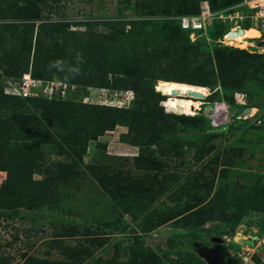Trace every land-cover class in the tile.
Masks as SVG:
<instances>
[{
  "label": "trees",
  "instance_id": "16d2710c",
  "mask_svg": "<svg viewBox=\"0 0 264 264\" xmlns=\"http://www.w3.org/2000/svg\"><path fill=\"white\" fill-rule=\"evenodd\" d=\"M49 1L59 0H0V70L3 76L20 77L29 72L36 79L65 81L85 88L130 90L134 94L130 103L121 107L68 101L67 97L23 98L4 94L0 81V170L5 172L0 184V210L55 204L59 200V187L72 183L81 174L80 165L88 141L96 140L117 125H125L127 132L121 136L139 148L133 165L143 176L133 178L122 171L110 173L93 165L88 169L121 206L123 213L137 219L145 207L142 203L149 202L155 195L157 187L154 186L158 185L157 172L163 168V157L180 154L176 133L200 131L208 123L202 115L164 111L161 102L166 95L157 87L154 89L155 83L158 80L178 81L211 90L218 86L224 97L222 94L217 99L227 98L231 102L233 92L248 91L253 95L250 82L259 81L264 87V53L208 44L203 40L190 42L187 32L181 30L171 16L197 13L201 0H134L140 15L162 18L132 20L128 30L122 27L119 33L103 35L94 32L90 24L83 31L74 30L70 28L72 25L84 24L53 21L48 15L43 16V7ZM207 1L211 9L216 10L241 0ZM244 26L251 25L245 23ZM223 32L224 27L216 22L209 29L213 39ZM209 45L211 50L202 48ZM77 53L82 54V62L77 61ZM54 61H62L64 66L57 69L52 65ZM214 92L219 91L215 89ZM214 92L208 96L209 100L215 99ZM26 102L38 113L25 110ZM5 110L6 113H1ZM235 116L234 113L233 119ZM43 145L66 160L52 161L44 167L43 177L35 179L33 172L41 167ZM208 148L198 149L197 158H202ZM226 162V165L231 164V161ZM151 171L156 172L150 175ZM218 196L220 193H215L208 203L194 210L187 203L152 211L139 223V229L142 232L153 230L180 215L191 224L210 219L218 213L212 209L220 201ZM241 199L242 203L246 202L241 205L246 210L264 213V191ZM243 218L244 215L240 219ZM75 235L84 237L85 242L78 241L70 248V261L48 262L28 257L22 264H81L84 257L107 240V237L89 233L86 227L78 229L75 226L65 228L59 236ZM126 262L159 264L153 251L138 241L130 245Z\"/></svg>",
  "mask_w": 264,
  "mask_h": 264
},
{
  "label": "rangeland",
  "instance_id": "374dc122",
  "mask_svg": "<svg viewBox=\"0 0 264 264\" xmlns=\"http://www.w3.org/2000/svg\"><path fill=\"white\" fill-rule=\"evenodd\" d=\"M42 15H48L53 21L84 24L72 25L70 28L74 30L83 31L90 24L92 30L100 35L119 33L122 27L126 31L132 20L162 18L159 15H140L134 0L49 1L44 5ZM253 26L240 27L244 34L250 36L249 45L232 46L256 53L250 45L262 43L259 36L262 30ZM247 30H251V34ZM202 48L206 51L212 49L210 45ZM3 77L0 70V81ZM249 86L253 89L252 96L248 91L233 92L231 102L227 98L217 99L224 93L218 86L215 88L218 93L206 87L207 95L192 97L201 106L191 115H202L208 123L200 131L176 133L180 154L163 157V168L157 172L158 185L154 186L157 187L155 195L149 202L142 203L145 207L137 219L123 213L121 206L88 169L93 165L110 173L122 171L133 178L143 176L142 171L133 165L139 148L121 136L127 132V127L117 125L96 140H89L80 165L81 174L72 183L59 187V200L55 204L0 210V264H22L28 257L48 262L70 261V248L78 241L85 242L79 235L59 236L70 226L86 227L93 235L107 237L102 246L81 260V264H128L129 248L134 241L153 251L159 264H254L250 261L253 253L264 259V213L241 206L246 203L244 200L242 203L241 198L264 191V87L259 81L250 82ZM156 87L154 85V89ZM94 88L80 84L76 92L65 100L105 104L99 97L101 93ZM126 91L131 92L130 98H133L134 93ZM213 92L215 99L209 100L208 96ZM227 94L230 96L231 92ZM85 96H88L87 101ZM106 102L115 105L114 100ZM23 107L38 113L27 102ZM251 107L255 112L247 110ZM1 113H6V110ZM234 113L236 116L231 120ZM211 134L214 136L205 137ZM207 147L209 151L198 159L197 150ZM42 151L41 167L33 172L35 179L43 177L44 167L52 161L66 160L46 145L42 146ZM226 161H231V164L226 165ZM154 172L151 171L150 175ZM4 178L5 172L0 170V184ZM215 193H220V201L212 209L218 213L210 219L191 224L180 215L153 230L142 232L139 229V223L152 211L187 203L194 210L208 203ZM232 198L233 201L230 200ZM241 213L244 215L242 220V216L238 218ZM237 233L244 239L236 242L234 237ZM226 255L227 262L221 258Z\"/></svg>",
  "mask_w": 264,
  "mask_h": 264
},
{
  "label": "built area",
  "instance_id": "2783aa9c",
  "mask_svg": "<svg viewBox=\"0 0 264 264\" xmlns=\"http://www.w3.org/2000/svg\"><path fill=\"white\" fill-rule=\"evenodd\" d=\"M173 18L177 20L181 30L187 32L190 42L203 40L208 44L231 45L226 40L227 33L232 29L238 31L245 23L254 25L253 27L261 29L264 33V0H241L216 10L211 9L207 0H201L197 13L179 15ZM215 22L224 27V32L218 38L213 39L209 35V29ZM259 36L261 37V35ZM250 39L247 38L248 43ZM262 40V43L257 44L255 42L250 45L254 48V52H264V39L262 38ZM77 88V84L65 81L36 79L29 72L20 77L4 76L2 79L4 94L23 98L44 97L47 99H64L76 92ZM89 89L87 88V90ZM94 89H97L101 93L99 97L102 98V101L106 105H109L106 101L114 100L115 105L112 106L121 107L128 105L131 101L129 100L131 92L126 90H114L106 87H95ZM88 96L84 97L86 101ZM126 99L128 100L127 102H125ZM87 102L89 103V101ZM230 119L233 120V114L230 116Z\"/></svg>",
  "mask_w": 264,
  "mask_h": 264
},
{
  "label": "bare ground",
  "instance_id": "6f19581e",
  "mask_svg": "<svg viewBox=\"0 0 264 264\" xmlns=\"http://www.w3.org/2000/svg\"><path fill=\"white\" fill-rule=\"evenodd\" d=\"M239 29L240 31L232 29L230 32L227 33L226 40L228 41L229 44L235 45V46H241V45L248 44V41H247L248 37L245 36L241 28ZM249 31L251 32V30ZM263 49H264V46H263ZM156 85L159 89V92L166 95V99L165 100L163 99L161 104L166 108L167 111L176 113L178 115L179 114L191 115V114H194L196 110L200 109L201 105L198 102V100L195 98H192L191 96V93L193 91H197L201 93L202 95H207L206 87L193 85V84L185 83V82L158 80L156 82ZM250 112H255V108L251 107ZM243 239L240 233H237L234 237V240L236 242L243 240Z\"/></svg>",
  "mask_w": 264,
  "mask_h": 264
},
{
  "label": "water",
  "instance_id": "95a60500",
  "mask_svg": "<svg viewBox=\"0 0 264 264\" xmlns=\"http://www.w3.org/2000/svg\"><path fill=\"white\" fill-rule=\"evenodd\" d=\"M240 31V29H239ZM261 37L264 39V33L261 35ZM192 97H199L202 98L204 95H202L201 93L197 92V91H193L191 93ZM250 108H247V110H249ZM256 254H252V256L250 257V260L254 263V264H262L261 260L259 258L253 259V256Z\"/></svg>",
  "mask_w": 264,
  "mask_h": 264
},
{
  "label": "clouds",
  "instance_id": "9594fccd",
  "mask_svg": "<svg viewBox=\"0 0 264 264\" xmlns=\"http://www.w3.org/2000/svg\"><path fill=\"white\" fill-rule=\"evenodd\" d=\"M77 61L82 62V54L77 53ZM52 65H53V67H55L57 69H60L64 66L62 61H54V62H52Z\"/></svg>",
  "mask_w": 264,
  "mask_h": 264
},
{
  "label": "flooded vegetation",
  "instance_id": "af4514ba",
  "mask_svg": "<svg viewBox=\"0 0 264 264\" xmlns=\"http://www.w3.org/2000/svg\"><path fill=\"white\" fill-rule=\"evenodd\" d=\"M253 254H256V253H253ZM251 256H252V255H251ZM251 256H250V257H251ZM221 258H222V259L224 258V261L227 262V258H228L227 255H226V256H223V257H221ZM256 258H259V259L261 260L262 264H264V259H263L260 255L256 254V255L253 256V259H256ZM222 259H221V260H222ZM250 261H251V260H250ZM251 262H252V261H251ZM252 263H253V262H252Z\"/></svg>",
  "mask_w": 264,
  "mask_h": 264
}]
</instances>
